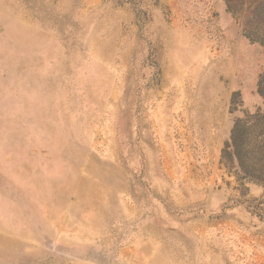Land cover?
<instances>
[{
  "label": "rangeland",
  "instance_id": "374dc122",
  "mask_svg": "<svg viewBox=\"0 0 264 264\" xmlns=\"http://www.w3.org/2000/svg\"><path fill=\"white\" fill-rule=\"evenodd\" d=\"M262 74L264 0H0V264H264Z\"/></svg>",
  "mask_w": 264,
  "mask_h": 264
},
{
  "label": "trees",
  "instance_id": "16d2710c",
  "mask_svg": "<svg viewBox=\"0 0 264 264\" xmlns=\"http://www.w3.org/2000/svg\"><path fill=\"white\" fill-rule=\"evenodd\" d=\"M258 93L264 100V74L260 76ZM221 164L238 181L264 186V109L258 108L235 120L230 138L222 149Z\"/></svg>",
  "mask_w": 264,
  "mask_h": 264
}]
</instances>
